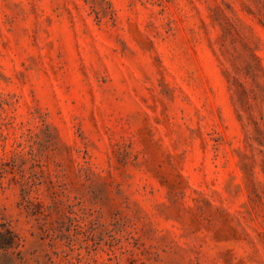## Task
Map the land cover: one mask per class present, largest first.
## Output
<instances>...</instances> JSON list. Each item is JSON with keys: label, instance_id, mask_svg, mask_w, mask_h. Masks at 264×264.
<instances>
[{"label": "rangeland", "instance_id": "1", "mask_svg": "<svg viewBox=\"0 0 264 264\" xmlns=\"http://www.w3.org/2000/svg\"><path fill=\"white\" fill-rule=\"evenodd\" d=\"M0 264H264V0H0Z\"/></svg>", "mask_w": 264, "mask_h": 264}, {"label": "trees", "instance_id": "2", "mask_svg": "<svg viewBox=\"0 0 264 264\" xmlns=\"http://www.w3.org/2000/svg\"><path fill=\"white\" fill-rule=\"evenodd\" d=\"M16 236L10 230L0 231V248H11L16 245Z\"/></svg>", "mask_w": 264, "mask_h": 264}]
</instances>
